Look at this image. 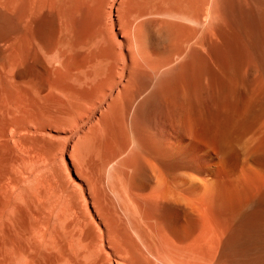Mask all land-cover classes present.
<instances>
[{
	"label": "bare ground",
	"instance_id": "1",
	"mask_svg": "<svg viewBox=\"0 0 264 264\" xmlns=\"http://www.w3.org/2000/svg\"><path fill=\"white\" fill-rule=\"evenodd\" d=\"M0 264H264V0H0Z\"/></svg>",
	"mask_w": 264,
	"mask_h": 264
}]
</instances>
